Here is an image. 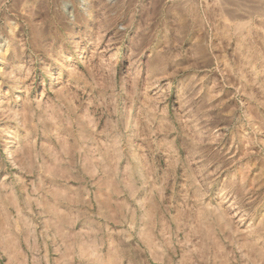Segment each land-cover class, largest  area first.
I'll return each instance as SVG.
<instances>
[{
  "label": "rangeland",
  "instance_id": "374dc122",
  "mask_svg": "<svg viewBox=\"0 0 264 264\" xmlns=\"http://www.w3.org/2000/svg\"><path fill=\"white\" fill-rule=\"evenodd\" d=\"M0 40V264H264V0H0Z\"/></svg>",
  "mask_w": 264,
  "mask_h": 264
},
{
  "label": "bare ground",
  "instance_id": "6f19581e",
  "mask_svg": "<svg viewBox=\"0 0 264 264\" xmlns=\"http://www.w3.org/2000/svg\"><path fill=\"white\" fill-rule=\"evenodd\" d=\"M10 22V21H9ZM14 28V27H13ZM37 34V33H36ZM9 41V40H8ZM9 46L6 42L3 44L0 40V65L3 63L4 60V53L6 54L9 50Z\"/></svg>",
  "mask_w": 264,
  "mask_h": 264
}]
</instances>
